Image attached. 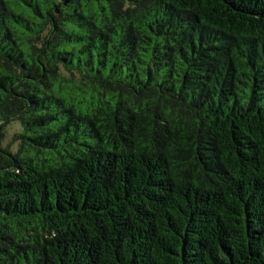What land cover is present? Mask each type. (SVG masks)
<instances>
[{"label":"trees","instance_id":"16d2710c","mask_svg":"<svg viewBox=\"0 0 264 264\" xmlns=\"http://www.w3.org/2000/svg\"><path fill=\"white\" fill-rule=\"evenodd\" d=\"M0 264H264V0H0Z\"/></svg>","mask_w":264,"mask_h":264},{"label":"rangeland","instance_id":"374dc122","mask_svg":"<svg viewBox=\"0 0 264 264\" xmlns=\"http://www.w3.org/2000/svg\"><path fill=\"white\" fill-rule=\"evenodd\" d=\"M14 131H15V126L8 127L7 129L8 138H10V136L13 134Z\"/></svg>","mask_w":264,"mask_h":264}]
</instances>
